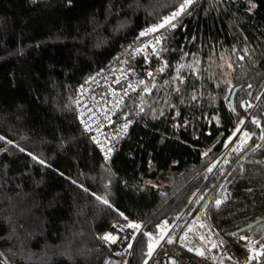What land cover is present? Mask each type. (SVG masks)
<instances>
[{
	"label": "trees",
	"instance_id": "obj_1",
	"mask_svg": "<svg viewBox=\"0 0 264 264\" xmlns=\"http://www.w3.org/2000/svg\"><path fill=\"white\" fill-rule=\"evenodd\" d=\"M185 3L0 0L2 264H99L126 221L141 226L127 264L169 238L216 250L218 233L264 264V0H191L158 27ZM98 76V93L127 94L109 158L75 102Z\"/></svg>",
	"mask_w": 264,
	"mask_h": 264
},
{
	"label": "built area",
	"instance_id": "obj_2",
	"mask_svg": "<svg viewBox=\"0 0 264 264\" xmlns=\"http://www.w3.org/2000/svg\"><path fill=\"white\" fill-rule=\"evenodd\" d=\"M100 77L88 78L83 85H80L75 102L82 127L91 133L96 146L106 158H109L126 132V123L113 124V116L123 96L127 94L118 90L105 94L98 93L96 88ZM105 234L116 237V240L114 242L109 240L106 244L108 253L99 264H127L125 254L132 243L134 229L128 225L112 224ZM217 237L219 246L216 250L198 238L199 251L195 255L188 254L174 244L164 241L149 257L147 264H245L249 255L245 244L232 242L220 233Z\"/></svg>",
	"mask_w": 264,
	"mask_h": 264
},
{
	"label": "rangeland",
	"instance_id": "obj_3",
	"mask_svg": "<svg viewBox=\"0 0 264 264\" xmlns=\"http://www.w3.org/2000/svg\"><path fill=\"white\" fill-rule=\"evenodd\" d=\"M239 133V128H235L231 133H230V135L227 137V139L224 141V143H223V146H222V150L220 151V153L219 154H217L215 157H214V159H212L211 160V164H210V166H212V165H214V164H216L218 161H220V159H221V157H224L223 155L224 154H226L228 151H229V149H231V147H233V145L235 144V142H236V140H237V138H238V134ZM195 219V220H194ZM193 220V224H192V227H191V223H190V226H189V228L191 229V230H193L192 228H193V226H194V223H195V221H196V217L194 218ZM120 225H128L129 223H134L133 221H126V222H124V223H122V222H118ZM136 224V223H135ZM134 229V234H133V237H134V235H135V233H136V231H137V229H135V228H133ZM200 239L203 241H205L208 245H211L212 247H213V244H212V242H210L207 238H205L204 236L203 237H200ZM164 242V241H163ZM165 242H168V241H165ZM159 246H157V247H155V248H158ZM155 248H154V250H155ZM157 250V249H156ZM155 250V251H156ZM155 251H153V252H155ZM242 264H244V263H242Z\"/></svg>",
	"mask_w": 264,
	"mask_h": 264
},
{
	"label": "snow or ice",
	"instance_id": "obj_4",
	"mask_svg": "<svg viewBox=\"0 0 264 264\" xmlns=\"http://www.w3.org/2000/svg\"><path fill=\"white\" fill-rule=\"evenodd\" d=\"M189 3H191V0H186V3H185L184 5L181 6V8H180L179 11L173 13V14H172V17H170V18H166V19L164 20V22H163L162 24H160L158 27L162 28V27H164L165 25H169L170 27H175L176 25H175V24H171L170 21H171L172 19H175L177 16H179L180 13L184 11L185 7H186L187 4H189ZM156 30H157V28H156V27H153L152 29H149L148 31H152V32H154V31H156ZM146 34H147L146 32H142V33H141L142 36H143V35H146ZM241 123H243V121H241ZM209 171H211V169H209ZM104 203H107V201L105 200ZM216 203L219 205V204H220V201H217ZM121 215H122V214H121ZM128 227H130V228H135V229L139 230L141 226H140L139 224L129 223V224H128ZM145 235H149V236H151V234H149V233H145ZM103 239L111 240V241L114 242V241L116 240V237L110 236L109 234H105V236L103 237ZM160 239H164V237L161 236ZM158 242H159V241H157V243H158ZM168 242H169V243H172L171 238L168 239ZM129 246H131V245H129ZM152 247H153V246H152V244L150 243V244H149V253H148L149 255H151ZM201 254H202V253H201ZM145 264H147V262H145Z\"/></svg>",
	"mask_w": 264,
	"mask_h": 264
},
{
	"label": "water",
	"instance_id": "obj_5",
	"mask_svg": "<svg viewBox=\"0 0 264 264\" xmlns=\"http://www.w3.org/2000/svg\"><path fill=\"white\" fill-rule=\"evenodd\" d=\"M238 89H239V86H236L230 92V95H229V98H228V104H229V106L231 108H233L234 96H235V93L237 92Z\"/></svg>",
	"mask_w": 264,
	"mask_h": 264
}]
</instances>
